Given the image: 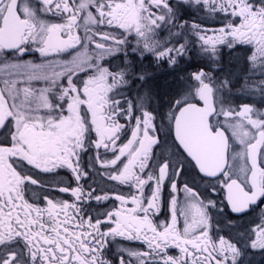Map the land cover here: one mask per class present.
Here are the masks:
<instances>
[{"label": "snow or ice", "instance_id": "6c2138e0", "mask_svg": "<svg viewBox=\"0 0 264 264\" xmlns=\"http://www.w3.org/2000/svg\"><path fill=\"white\" fill-rule=\"evenodd\" d=\"M196 3L222 15L211 34L195 26L203 56L250 47L241 87L259 86L264 0ZM167 9L0 0V264H111L110 238L142 246L119 245V264H247V249L264 252V111L229 106L230 82L201 70L157 123L147 92L129 104L119 91L149 73L103 63L131 37L175 65L191 40L182 26L156 34ZM33 52L38 62L22 59Z\"/></svg>", "mask_w": 264, "mask_h": 264}, {"label": "rangeland", "instance_id": "374dc122", "mask_svg": "<svg viewBox=\"0 0 264 264\" xmlns=\"http://www.w3.org/2000/svg\"><path fill=\"white\" fill-rule=\"evenodd\" d=\"M204 9H205L203 11L204 15L200 17L199 21L195 17L189 18V22L188 24H186L188 25L186 33L188 34V37H190L189 39L191 40V43L189 44L188 51L186 52V54L177 60L179 61V64L181 63V66L184 65V67L187 68V71L185 72L187 78H183V79H181V77L178 78V80L181 79L180 81L181 84L179 83L180 85H182L181 88L185 89L186 87H188L193 82V74L203 70L204 72L209 73L211 78L215 82H220L223 80H227L230 82L231 85L230 97L227 96V93H225L229 106L238 108L240 105H245V104L250 105L252 102L251 105L252 107L256 106V109L264 111V81H261L259 86L251 87L250 90H244L241 87L242 84H244V77L238 78V80L236 81L234 80L231 81L229 76H227L228 78H221L219 76L220 70H223V72L224 70H227L225 67H223V69L221 67L222 65H224L223 62L225 58L229 54H231L232 51H237V52L239 51L241 52V54L244 53L246 54L244 64H242L243 63L242 62L241 65H243L242 69L245 70L244 73H247L249 70L248 57L249 54H251L252 52V49L250 47L244 45H238L237 49H232V50H229L228 48L225 47L221 48L219 60L216 63H212L203 56V54L199 49V45L195 43L196 41V35L194 33L196 31L195 26H202V28L206 29L209 34H211L212 31L214 30L212 27L215 26V24L216 25L218 24L217 29L220 26H222L221 25L222 15L219 12L213 14L210 13L205 7ZM161 25L156 29V34L161 38L166 39L170 37V34L178 35L180 32V30L176 28L168 29L172 25L171 23H165ZM131 55H134L133 51L127 52V57H130ZM22 59L25 58L22 57ZM31 59L37 62L40 60L37 59L36 57H31ZM117 62H120V59H118ZM121 62L124 63L125 61L122 60ZM120 65L123 66L124 64L122 65L120 63ZM176 65L178 64L170 65L167 59L158 60L156 56L150 52H144L143 54L137 52V68L143 67L149 73V75L145 80L132 79V81H129L125 86L126 89H129V92L126 93L127 96H124V98H126L129 104H132L133 102H135L137 95H143L145 92H147L148 97H150V99L148 100L149 110L153 108V106H156L159 103L161 104L160 98L155 99L152 96L154 86L156 82L159 81L160 82L159 88L161 90H164L163 88L167 83V81H165L167 74L169 75L177 74L181 76L182 74V73L180 74L181 66L179 65L177 67ZM236 70L237 69H235L234 71ZM259 79L260 78L257 75L256 77L253 78V80L249 81V84L252 85L254 81H259ZM167 106H172V105H167ZM255 261L263 262L264 257L261 258L258 257V259H256Z\"/></svg>", "mask_w": 264, "mask_h": 264}, {"label": "flooded vegetation", "instance_id": "af4514ba", "mask_svg": "<svg viewBox=\"0 0 264 264\" xmlns=\"http://www.w3.org/2000/svg\"><path fill=\"white\" fill-rule=\"evenodd\" d=\"M168 4H169V9L164 11V15H165V20L161 23V24H165V23H171L172 25L168 28H176L180 30V26L183 27V31L186 33L187 32V28H188V22H189V18H197L198 21L200 20V17L202 15H204L203 11L204 6L202 4H198L196 3V0H167ZM257 6H259V4L261 3V0H255ZM37 7H39V5H36ZM199 23V22H198ZM162 26V25H161ZM165 26V25H164ZM218 24L215 26H213V29H217ZM163 27V26H162ZM167 27V26H166ZM221 27V26H220ZM196 32V31H195ZM194 32V33H195ZM190 38V37H189ZM129 40V44L131 45V47H129V45H125L122 49H118L116 53H109L107 58H105L103 60L104 65L108 66L110 69H115V67L117 65H120V63L123 65L124 63L121 62L122 60H128V61H132L135 62L136 67H137V51H134L133 49L137 46V41L133 40L131 37L128 38ZM226 48V47H225ZM133 51L134 55H131L130 57H127V52ZM31 57H36L37 59H40V56L38 53H27L25 54L24 58L25 60L31 59ZM246 54H241V52H237V51H232L231 54H229L225 60H224V65H222V69L223 67H225L227 70H220L219 71V76L221 78H228L227 76L230 77L231 81L234 80H238V78H243L245 77V70L242 69L244 64V60H245ZM118 59H120V62H117ZM224 59V58H223ZM182 62V61H181ZM178 65H176L177 67L180 65L179 61H177ZM121 66V65H120ZM241 67V69H240ZM239 68V70H238ZM235 69H237L236 71H234ZM187 71V68L184 67V65L181 66V76L180 75H166V79L165 81H167L165 87L163 88L164 90H161L160 87V82L157 81L154 89H153V93L152 96L153 98L157 99L160 98L161 100V104L159 103L156 106H153V108L150 109V111H152L157 117V123H160V119L163 118L169 111V108L171 106H167V105H172L174 99L176 98L177 94L179 92H181L184 88H181L182 85H180V81L183 78H187L185 75V72ZM236 72V73H235ZM184 76V77H183ZM234 76V77H233ZM242 76V77H241ZM180 80H178V78H180ZM133 78H129V81H132ZM134 80V79H133ZM169 80V81H168ZM162 82V80H161ZM180 83V84H179ZM119 91L123 94V96H127L126 93L129 92V89H126V87H121L119 89ZM252 105V102L251 104ZM256 109V106L253 107ZM164 123H166V121H164ZM84 164L85 166L87 165V156H85L84 158ZM61 175H67V173H64L63 171L61 172ZM97 179H101L100 177H97ZM70 199V197H67ZM93 208L97 207L95 204H93L92 206ZM259 207H264V205H259ZM168 214L164 211L161 212V215L159 217H157L158 220H165L167 218ZM231 218V217H230ZM119 245H129L132 247H142L140 245H136V244H132L131 242L128 241H124L120 238H116L115 240L113 239H109L107 242V248L105 249V253L107 258L111 261V264H119V250H118V246ZM173 253H175V250H171ZM248 257H247V264H264V261H255L256 259H258V257H264V252L260 251V250H253V249H248Z\"/></svg>", "mask_w": 264, "mask_h": 264}]
</instances>
